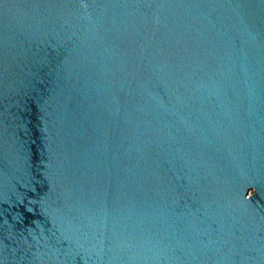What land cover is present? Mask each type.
Returning a JSON list of instances; mask_svg holds the SVG:
<instances>
[{
	"label": "water",
	"instance_id": "obj_1",
	"mask_svg": "<svg viewBox=\"0 0 264 264\" xmlns=\"http://www.w3.org/2000/svg\"><path fill=\"white\" fill-rule=\"evenodd\" d=\"M0 264H264V0H0Z\"/></svg>",
	"mask_w": 264,
	"mask_h": 264
}]
</instances>
